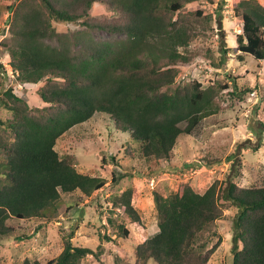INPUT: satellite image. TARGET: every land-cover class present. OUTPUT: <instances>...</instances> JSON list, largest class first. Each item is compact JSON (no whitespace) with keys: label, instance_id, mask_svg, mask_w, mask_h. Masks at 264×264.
<instances>
[{"label":"trees","instance_id":"1","mask_svg":"<svg viewBox=\"0 0 264 264\" xmlns=\"http://www.w3.org/2000/svg\"><path fill=\"white\" fill-rule=\"evenodd\" d=\"M9 1L12 19L2 49L18 83L46 81L39 89L46 106H30L12 86L0 89V106L11 114L0 117V237L17 231L15 220L56 215L62 193L80 191L90 197L105 187L103 177L79 172L74 154L61 156L56 150L65 133L97 113L109 115L118 130L129 133L150 163L148 174L154 175L158 163L172 160L180 138L193 135L202 121L224 110L222 91L231 85L177 80L178 67L195 60L222 64L216 63L209 45L216 34L211 16L202 9L184 11L198 0ZM95 3L105 5L112 18L92 19ZM235 11L243 22L238 50L264 60V3L240 0ZM57 23L82 28L62 32ZM97 30L122 37L96 39L92 32ZM0 68L4 70L1 63ZM121 178L113 172L115 183ZM134 192L128 188L111 200L121 216L109 218L112 234L107 240L113 235L129 238L128 224L141 223ZM154 201L159 231L135 247L134 262L117 256L113 264H209L223 238L212 244L218 234L214 228L230 206L238 209L233 264H264V185L216 181L201 192L184 183L167 196L155 192ZM71 240L67 237L62 253L46 264H83L90 255L107 264L101 258L105 246L97 251Z\"/></svg>","mask_w":264,"mask_h":264},{"label":"rangeland","instance_id":"2","mask_svg":"<svg viewBox=\"0 0 264 264\" xmlns=\"http://www.w3.org/2000/svg\"><path fill=\"white\" fill-rule=\"evenodd\" d=\"M227 1L223 8L221 0H198L186 6V12L202 9L211 16L216 34L210 37L208 44L214 48L216 63L222 64L220 67L212 65L205 58L195 60L190 65L179 66L177 78L178 83L198 80L206 86L231 85L230 89L222 91L224 110L202 121L193 135L180 138L172 160L158 163L154 175L148 174L150 163L140 155L138 145L132 143L129 133L116 128L109 115L97 113L88 122L72 128L58 140L56 150L61 156L74 154L79 172L103 177L107 181L105 187L90 197L80 191L62 193L58 213L54 216L36 221L15 220L17 231L0 237V264H23L26 260L46 264L62 253L69 236L76 246L97 251L100 244L105 246L101 258L107 264H113L117 256L134 262L135 247L159 231L155 192L167 196L184 183H190L201 192L216 181H233L241 187L264 185V60H256L238 50L237 36L242 33L243 22L235 8L240 0ZM8 3L9 0H0V63L4 67V70L0 68L3 77L0 89L12 86L30 106L45 107L39 89L46 81L28 86L18 83L9 56L2 49L12 19ZM91 17L104 21L111 19L112 14L105 5L95 3ZM57 27L62 32L82 28L74 23H57ZM92 36L96 39L122 37L104 30L93 31ZM10 116L0 106V117ZM217 158L222 162L210 165L206 162ZM113 172L123 176L117 183ZM131 187L135 189L132 202L140 213L141 223L128 224L129 238L113 235L109 241L106 238L112 234L109 218L117 220L121 216L119 211H113L111 200ZM237 212L236 207L230 206L225 211L226 216L216 223L214 230L219 235L212 244L219 236L223 238L209 264H233ZM99 263L92 255L83 260V264ZM148 264L157 263L151 260Z\"/></svg>","mask_w":264,"mask_h":264},{"label":"built area","instance_id":"3","mask_svg":"<svg viewBox=\"0 0 264 264\" xmlns=\"http://www.w3.org/2000/svg\"><path fill=\"white\" fill-rule=\"evenodd\" d=\"M221 1H224V6L228 3L227 0H221ZM224 6H223V7H224Z\"/></svg>","mask_w":264,"mask_h":264}]
</instances>
